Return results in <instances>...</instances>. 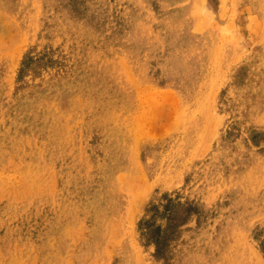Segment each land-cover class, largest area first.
Listing matches in <instances>:
<instances>
[{
  "label": "rangeland",
  "instance_id": "obj_1",
  "mask_svg": "<svg viewBox=\"0 0 264 264\" xmlns=\"http://www.w3.org/2000/svg\"><path fill=\"white\" fill-rule=\"evenodd\" d=\"M0 264H264V0H0Z\"/></svg>",
  "mask_w": 264,
  "mask_h": 264
}]
</instances>
